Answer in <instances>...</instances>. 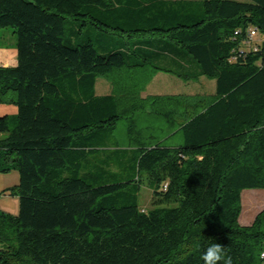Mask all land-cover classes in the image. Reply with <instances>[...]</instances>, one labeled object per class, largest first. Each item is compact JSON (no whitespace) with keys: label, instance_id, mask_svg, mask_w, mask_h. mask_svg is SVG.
I'll use <instances>...</instances> for the list:
<instances>
[{"label":"trees","instance_id":"trees-1","mask_svg":"<svg viewBox=\"0 0 264 264\" xmlns=\"http://www.w3.org/2000/svg\"><path fill=\"white\" fill-rule=\"evenodd\" d=\"M5 27L0 172L18 173V212L0 209V264H204L215 242L264 264V208L238 222L241 192L264 189V0H0ZM146 69L214 93L140 98Z\"/></svg>","mask_w":264,"mask_h":264},{"label":"rangeland","instance_id":"rangeland-1","mask_svg":"<svg viewBox=\"0 0 264 264\" xmlns=\"http://www.w3.org/2000/svg\"><path fill=\"white\" fill-rule=\"evenodd\" d=\"M245 1V0H239ZM65 30L68 32V24H65ZM15 41V34L9 27L0 28V44ZM138 75L149 76V80L144 84L140 94L143 96L145 88L149 92L158 91L160 93H178V94H162L160 96H181L190 100L198 97L208 98L214 93V80L200 77L195 81H184L178 77L163 72L147 71L143 74L142 71ZM139 77V76H138ZM151 80V81H150ZM150 81V82H149ZM148 82L150 83L148 85ZM111 79L98 78L95 84L96 91L100 94L101 90L108 91L110 89ZM98 87V88H97ZM101 89V90H100ZM4 133H0V138L4 137ZM167 145H178L183 143L181 133H175L165 140ZM18 182V173L11 170L7 173L0 172V209L12 215L18 212V198L4 191ZM138 204L142 209L152 207V191L145 182L140 187L138 194ZM264 208V189H245L241 192V212L238 217V222L241 225H248L252 222L254 216Z\"/></svg>","mask_w":264,"mask_h":264},{"label":"crops","instance_id":"crops-1","mask_svg":"<svg viewBox=\"0 0 264 264\" xmlns=\"http://www.w3.org/2000/svg\"><path fill=\"white\" fill-rule=\"evenodd\" d=\"M16 56H17V50L15 48V41L12 40L9 43H2V44H0V66L6 67V66H14V65H16V62H17L16 61ZM147 71H148V69H146V70H144L142 72H143V74H145ZM149 71L152 72V70H149ZM99 78H102V77H99ZM97 79H96V81H97ZM181 80H183V79H181ZM184 81H194V80H184ZM149 82H148V85L150 84ZM95 84H96V82H95ZM112 88H113V85H112V87L110 86V89L108 91H104V90H101L100 89L101 92H102L100 94L96 91V88H95V93H96V95H108V94H111L112 93ZM142 93L144 95L142 96L140 94V98H144V97L149 96V95L178 94V93H171V92L170 93H166V92L165 93H160L158 91L149 92V90H147V87L145 88L144 92H142ZM15 113H16V108L13 105L0 104V116L1 115H12V114H15Z\"/></svg>","mask_w":264,"mask_h":264},{"label":"clouds","instance_id":"clouds-1","mask_svg":"<svg viewBox=\"0 0 264 264\" xmlns=\"http://www.w3.org/2000/svg\"><path fill=\"white\" fill-rule=\"evenodd\" d=\"M264 256V253H261ZM204 264H232V258L228 255L226 247L220 243H212L202 254Z\"/></svg>","mask_w":264,"mask_h":264},{"label":"built area","instance_id":"built-area-1","mask_svg":"<svg viewBox=\"0 0 264 264\" xmlns=\"http://www.w3.org/2000/svg\"><path fill=\"white\" fill-rule=\"evenodd\" d=\"M256 34H257V32L254 28H249V30L246 34V43H248V44L252 43L256 38ZM164 189H165V185H164ZM262 253H264V251ZM261 257L263 258L264 256H261Z\"/></svg>","mask_w":264,"mask_h":264}]
</instances>
